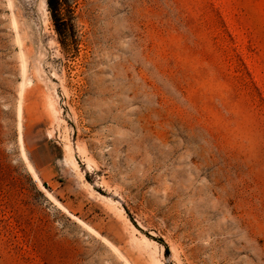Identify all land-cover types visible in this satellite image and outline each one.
<instances>
[{
	"label": "rangeland",
	"instance_id": "374dc122",
	"mask_svg": "<svg viewBox=\"0 0 264 264\" xmlns=\"http://www.w3.org/2000/svg\"><path fill=\"white\" fill-rule=\"evenodd\" d=\"M0 264H264V0H0Z\"/></svg>",
	"mask_w": 264,
	"mask_h": 264
},
{
	"label": "bare ground",
	"instance_id": "6f19581e",
	"mask_svg": "<svg viewBox=\"0 0 264 264\" xmlns=\"http://www.w3.org/2000/svg\"><path fill=\"white\" fill-rule=\"evenodd\" d=\"M51 106H53V103L51 102ZM20 137H22V135L20 136ZM19 137V138H20ZM22 139V138H21ZM21 142V141H20ZM23 149H24V147H23ZM24 154V153H23ZM25 156V155H24ZM27 162V161H26ZM73 163H74V161H73ZM29 169H30V171H31V173L36 177V179H38V177H37V173L35 172V170H34V168H33V166H31V165H29ZM81 223V222H80ZM88 229H90V228H88ZM93 231V230H92ZM95 233V232H94ZM96 234H98V233H96Z\"/></svg>",
	"mask_w": 264,
	"mask_h": 264
}]
</instances>
